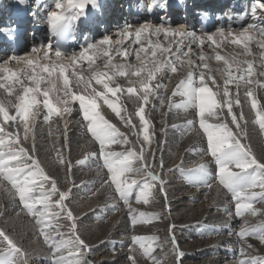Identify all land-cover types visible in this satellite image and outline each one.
<instances>
[{"label": "snow or ice", "instance_id": "6c2138e0", "mask_svg": "<svg viewBox=\"0 0 264 264\" xmlns=\"http://www.w3.org/2000/svg\"><path fill=\"white\" fill-rule=\"evenodd\" d=\"M19 2L23 3L24 0ZM155 2L156 0H153V3ZM54 3L56 10L50 11L47 23L55 33L64 31L71 21L83 16L86 5L95 7L96 0H67L66 4L63 0H54ZM73 8H78L79 12L70 17L66 15ZM257 8L264 9V0H256L253 4L254 18ZM161 35L168 41L166 46L162 45L159 39H150L153 36L159 38ZM177 35L179 34L163 25L154 26L147 22L139 25L126 24L118 33L120 39L113 42L109 37H105L96 43H87L78 54L64 55L49 44L33 46L25 56L12 55L0 61V89L6 94L0 96V182L7 185L0 184V187L14 206H19L25 215L33 218L38 235L49 250L48 256L45 257L46 264H93L87 257L92 255L94 249L80 235V221L69 205L72 199L71 189H60V181L51 175L40 159L36 120L41 112V125L50 126L54 117L63 120L64 128L60 132L63 137V144L60 145L62 149L70 144L69 122L66 117H71L73 111H77L80 117L77 121L78 127L83 129L84 135L88 136L91 142L98 145V149L88 153L86 158H95L97 168L106 170L101 187L107 184L114 188L128 209L132 227L138 223L163 219L162 216L148 215L131 208L130 194L134 188L139 189L135 196L136 203H149V198H155L154 190H158L165 206L169 203L163 157L160 156L157 161L161 142L154 139L155 128L151 113L167 110L161 111L164 117L161 135L165 138L163 142L167 143V113L174 109L183 110L184 113L190 112L191 117L182 125V135L196 131L206 141L205 149L193 151H196L201 161L204 155L212 157L216 164L215 176L211 179L207 177V164L204 162L185 167L181 161L176 170L182 176H188L195 188H211L215 182L231 194L235 202L234 216L241 218L242 226L239 233H233L230 224L226 227L229 229V235L235 234L243 241L241 256L247 255V248L252 247L247 243L249 236L264 243V221L253 226L244 219L245 214L264 216V211H258L254 207L255 203H264V152L257 155L250 143H244L250 137L241 96L238 94L241 88L245 89L244 96L251 101V109L256 113L254 123L259 126L260 132L264 133V108L258 105L256 99V89H264V81L258 78L264 77V51L260 53L257 70L254 66L256 58L250 47V44L255 42L259 49L264 50V28L249 25L233 32L230 27L226 32L221 30L217 34L207 35V41L216 48L227 42L243 50L240 56L227 58L216 54L215 60L223 63V70L212 69L207 62L210 58L206 57L203 51L196 54L200 63L189 57L192 45H204L205 40L202 37L189 32L183 34L182 39H168ZM126 40H131V43L124 47ZM50 51L55 59L50 58ZM37 56L43 57L48 63L40 64L34 59ZM117 56L122 59L114 62ZM130 56L135 57V62L129 61ZM185 57L189 58L184 59ZM61 58L71 59L73 65H63ZM97 60L102 61L101 66H95ZM78 61H87L91 72L88 77L76 73L74 66H79ZM12 62L23 63L26 69L31 71H13ZM178 65L186 66L187 70L181 73ZM70 67H73L72 74L76 76L77 87L83 83L87 95L73 92L72 81L67 74ZM57 73V79H62V89H57L56 84L44 75L52 77ZM169 73L177 74L176 83L171 88L163 83L164 80L173 79ZM216 73H219L223 86L222 90L218 86L213 91L208 81L216 85ZM119 78L127 79L126 88L118 83ZM25 80L29 83L25 84ZM93 80L102 86V91L92 87ZM232 86L237 90L235 95L231 91ZM58 91L63 92V98L56 96L54 102L53 94ZM124 93L129 97L136 96L140 101L134 112H128L116 99ZM13 96L14 99H9ZM174 97H179L180 103H176ZM157 100L158 105L153 103ZM99 101H103L115 114L127 132L122 131L120 126L102 112ZM76 102L78 109L73 107ZM149 105L151 106L147 107L146 111V106ZM209 117L214 118L215 122H208ZM5 125H12L16 129L22 125V132L12 131ZM171 128L176 129L177 125L172 124ZM29 139L30 145L27 143ZM58 139L59 137L54 138L53 150H56L55 140ZM114 145L121 146L124 150H114ZM57 157L54 163L64 167L67 178L72 165L64 159L62 151H57ZM77 163L83 165L85 160L81 159ZM157 167L160 168L159 174L156 172ZM171 171L169 169V172ZM130 175L139 176L141 179H130ZM72 183L75 184L74 181ZM37 191L40 193L39 197L34 195ZM118 210L117 205L113 204L112 211ZM225 211L230 217L233 215L227 209ZM61 220L68 222L67 232L62 230L64 225L60 224ZM173 230L174 225L169 231ZM131 240L133 248L129 249L130 264H138L134 255L137 247L151 264H162L168 256L173 258V264H183L184 253L174 235H169L164 241L157 237L138 235H133ZM165 244L171 247L165 250ZM156 247L166 251V255L155 256L153 253ZM0 264H28L27 251L3 229H0ZM237 264H264V259H241Z\"/></svg>", "mask_w": 264, "mask_h": 264}, {"label": "bare ground", "instance_id": "6f19581e", "mask_svg": "<svg viewBox=\"0 0 264 264\" xmlns=\"http://www.w3.org/2000/svg\"><path fill=\"white\" fill-rule=\"evenodd\" d=\"M10 1V2H9ZM7 3H3L0 6V24L3 22L5 15L8 14L9 8L13 5V2H17L19 0H9ZM27 2V5L31 3L32 0H24V2ZM153 1V0H152ZM159 0H156L154 4H157ZM23 2V3H24ZM63 2L66 4L67 0H63ZM74 2H78V0H74ZM245 2L249 6H253V4L256 2V0H245ZM176 1H173L172 4H176ZM106 4L105 10H104V15L101 20V28L102 30L97 31L99 37L90 42V43H96L99 40L109 37L113 42L117 39H120L118 36L119 31L126 25L128 24L125 22L126 18L123 16L124 10L122 9V3L120 0H111V2H106L103 3ZM93 8L91 4L86 5V10ZM79 10L78 8H75ZM2 10V12H1ZM55 7L52 11H55ZM226 11L230 10L229 7L225 8ZM4 11V12H3ZM72 10L68 11L66 15L71 13ZM222 12V11H219ZM227 13V12H226ZM257 18L258 22L261 23L262 25L264 24V9H259L257 8ZM181 21L178 20L176 23L171 26V25H166L164 24L161 19H157L147 22L150 25L154 26H165L166 28L171 29L174 33H177L179 35L175 37H169V40L173 39H182L183 34L186 33H194L195 35L202 37L205 40L204 45L200 46L198 44L192 45V52L189 53V57L194 59L196 63H200L198 60L196 54L199 53L200 51H203L206 57H209L210 59L207 60L209 63L210 67L212 69H221L223 70V63L222 62H217L215 60V55L220 54L222 56L230 57V56H240L242 54V48L237 47L235 45H232L230 43H223L219 48H216L214 44L211 42L207 41L206 37L209 34H217L221 30L227 31L229 25H226L225 27H220L218 29H212L207 32H201L196 29L192 30H184V26ZM114 24H117L116 26ZM115 26V27H113ZM261 28V27H260ZM233 32L240 28H231ZM100 32V33H99ZM214 38H218L214 36ZM152 41H155L157 39L160 40L162 45H167L168 41L165 40L163 35H161L159 38L157 37H151L150 38ZM258 39V37H257ZM131 43V40H126L124 47H127L128 44ZM133 47H138L136 45H133ZM173 51H175V45L173 44ZM250 47L253 49L254 56L256 58L255 62V68L259 70V56L261 50L259 49L255 42L250 44ZM215 49V51L213 50ZM30 49L25 48L22 52L19 53L17 56H25L29 53ZM82 51V50H81ZM187 51V49H185ZM80 52V51H79ZM78 54V53H77ZM91 54V53H90ZM189 57H185L184 59H188ZM50 58L55 59L54 55H52L50 51ZM35 60H38L40 64H45L48 63L47 60H44L40 58L39 56L34 57ZM121 57L117 56L114 62L121 61ZM129 61L135 62V57L130 56ZM63 65H73V61L69 58H61L60 61ZM15 62H12L11 67L13 68V71H16L18 73H23L25 71L30 72L31 69H26V66L21 63V64H13ZM78 67H75V71L77 74H83L85 77H88L91 72L88 68V63L87 61H78ZM102 61L97 60L95 66H101ZM178 68H180V72L183 73L187 70L186 66H180L178 65ZM73 67H70L68 69V75L70 80L72 81V89L73 92H76L78 94H83L87 95V91L84 88L83 83H80L79 86L77 87V80L76 76L73 74ZM45 77L49 80H51L53 83L56 84L57 89H62L63 83L62 79H57L58 73L53 75L52 77H47V74H44ZM168 75L173 76V79L171 81L169 80H164L163 83L168 84L169 88L172 87L173 84L176 83V78L177 74H172L169 73ZM256 78V77H254ZM261 81H264V77H258ZM216 79H217V84L213 85L211 81H208L209 87L213 89V91L216 90V88L219 86L222 90L223 86V81L219 77V73H216ZM25 84H28V81H24ZM118 83L126 88L128 86L127 84V79L126 78H119ZM45 85H42L44 87ZM50 86V85H49ZM92 87L96 88L98 91H102V86L97 85L95 81H92ZM139 87V85H137ZM19 89V85H17V90ZM90 91V89L88 90ZM231 91L233 94H237V90L235 89L234 86L231 87ZM245 89L241 88L239 90V95L241 96V103L243 105V113L245 115L246 121H247V131L249 134L250 139L245 140L244 143H250L252 146V149L256 152L257 155H261L262 152H264V142H263V134L259 130V127H255L251 123H254L256 120V113L254 110H250L251 108V101L248 100L244 96ZM6 94L3 93V90L0 89V96H5ZM56 96H59L63 98V92L58 91L53 94V100L55 102ZM9 99H14L13 97H9ZM43 98L41 97V100ZM116 99L120 101V103L124 106V108L127 109L128 112H131L132 109H135L137 105L140 103L138 98L136 96L129 97L126 93L123 95H119ZM176 103H180V98L179 97H174L173 98ZM256 99L257 103L261 108H264V89L257 88L256 89ZM101 105L102 112L107 115L109 119L112 120V122L116 123L118 126L121 127L122 131L127 132V129L123 127V125L120 123V121L115 117V114L111 112L110 109L105 108L102 101L98 102ZM155 104H159V101H153ZM146 106V111L147 107ZM74 109H78V102H76L73 105ZM235 109V108H234ZM236 111H239L238 109H235ZM161 111L167 112V110H157L153 113H151V120L152 124L155 128V136L154 139L157 141H160V148L161 151L157 153V161L159 160V157L162 156L164 160V179L168 182L167 183V195H168V205L165 206L164 201L162 197L159 195L158 190H154L156 192L155 198H150L156 200L154 205L151 207V209H148L147 205L144 203H132L131 208L133 210H136L138 212H143L148 215H158L162 216L164 223L157 222L156 224L149 225V232H143L140 236L141 237H157L160 241L166 240V238L169 235H174L178 246L180 250L184 253L183 256V264H192L189 260L193 258H197L198 256H201L203 254H209L211 251H213V245L219 246L221 248L223 245V250L219 251L220 255H217L215 258L211 257L209 258L208 261L211 260L212 264H220L219 258H227L228 255L231 256V260L229 263L225 264H237V261L241 259H251L253 257H259L261 259H264V246L261 247L258 244H264L259 241V239H254V237L249 236L247 238V243L252 245L251 248H247V255L241 256L240 253V248L244 246L243 241L239 240L237 235H229V229L226 227L227 224L231 225V231L234 233L236 232L235 229H233V224L236 223V220L233 218V216H229L226 214L225 209L228 210V212L234 211L235 205L230 204L228 202V197L220 192V189L215 188H209L210 190L207 192L208 197L206 196V200H208L207 203V208L212 207L215 212L209 213V210L204 208L201 211H198L197 206L195 207V202L198 199V194L195 192L192 194V189H189L191 187V182L188 180H181L180 178L183 177L179 172H176L175 169L177 168V165L183 161V164L185 167H191L194 163H199V162H205L207 164V168H212L214 164L208 159V155L203 156V160L201 161L200 157L196 154L195 150H203L206 148V141L201 137V135H196L194 132L190 134H185L182 135V125L184 124L185 120L191 117V113H184L183 110H173L172 112H168L166 119H167V124L169 126V131L167 135V143H164V137L161 135V129L164 127V117L161 115ZM179 111V114L177 112ZM14 112V110H13ZM224 117L222 116L221 119ZM69 122V136H70V144L67 146H64L62 149L60 148V145L63 144V137L60 135V132L63 131L64 128V123L63 120H60L59 118H53L51 125H41V121L43 120V112L40 113V115L37 117L36 124H37V147L40 149V159L42 160L43 166L51 173L52 176H55L58 178L60 181L59 187L60 189H75L78 192L77 196H85L84 194H89V190L87 192H84L85 189L89 187V184H96L101 186V182L104 177V171H101L97 168L96 166V159L92 158L89 159L88 167H83L79 164H76V160L82 156L85 155L87 157L88 153L96 151L98 149V145L91 142L88 136H85L83 133V129H80L78 127L77 121L80 119L77 111H73L71 117H66ZM208 122L212 123L215 122L214 118L209 117ZM175 124L177 125L176 129H172L171 125ZM6 128H9L12 131H21L22 132V125L20 126L19 129H16L12 125H5ZM257 128V129H256ZM51 133L52 135H50ZM195 134V135H194ZM59 137L58 140H55V148L56 150H53L54 148V138ZM29 145L31 143V140L27 142ZM156 147V144H153V148ZM114 150L118 151H123V147L121 146H113ZM5 150H7V145L5 146ZM57 151H62L63 152V157L66 161H69L72 165L70 172L67 175L65 174V169L63 166L57 165L54 162L58 159L57 157ZM210 156V155H209ZM88 160V159H87ZM209 161V162H208ZM92 167V168H91ZM169 169L172 171L169 172ZM157 174L160 172V168H156ZM177 173V174H175ZM208 175V174H207ZM130 179H141L139 176L136 175H130ZM72 181L75 182V185H73ZM0 184H3L0 182ZM4 186H7L6 184H3ZM218 186V185H216ZM85 188V189H84ZM89 189V188H88ZM189 191H186L188 190ZM198 191L202 192L204 188H196ZM208 189V188H207ZM2 190V189H0ZM71 191L72 194H76V191ZM176 190L182 191L180 195H176ZM91 191V190H90ZM206 192V191H205ZM38 194V197L40 196L39 191L35 192ZM112 197L117 198L118 194L115 192L114 188L111 189ZM184 195V196H181ZM192 196V197H191ZM73 197V195H72ZM182 197L186 198H192L193 200L185 201ZM85 198V197H84ZM113 198L114 200H109L106 205L104 202L106 199H104V202H98L96 204L94 203H85V206H87L86 211H96V218L98 219L97 224L98 226L90 225L87 227L90 231H86L84 234L85 240H90L88 243L92 246L94 251L92 254H96L98 252H102V248L106 249V235L108 229H114L115 233L117 234L118 241L122 243L126 242L127 239H130V237L135 234V232L141 233L142 231H136V227L130 226L129 222V216L127 212V207H125L124 203L119 202L117 199ZM111 199V198H110ZM70 204V203H69ZM115 204L117 205L118 209H120L119 212L114 213V216H111L110 218H114V224L108 225L107 227L103 229H99V225L101 226L103 224L102 218H107L108 214L112 213V205ZM123 205V207H121ZM201 206V205H200ZM75 215H77L80 224H83V222H87L85 213L86 211L83 210L84 206L79 205V207H73L70 206ZM205 207V206H204ZM199 208V207H198ZM258 211H264V206L263 208H258ZM13 213L14 217H11L8 214ZM107 214V215H106ZM193 214H198L199 219H201L202 226H206L203 229L198 230L199 234L201 235L199 238L193 240L192 242L193 245L190 247H182L181 244L179 243L178 236L182 234H190L191 232L189 231V228L191 226H195V221L193 220ZM193 215V216H192ZM16 216V217H15ZM28 218V219H27ZM31 218V219H30ZM17 220L15 225H11V223H8L9 220ZM100 219V220H99ZM215 219V220H213ZM157 220V219H156ZM160 220V219H159ZM215 221L216 224L209 226L207 222ZM21 221H23L22 229H31L32 235L35 236V239L40 241V244L42 246V253L45 256H48V248L47 246L43 243L42 237L38 235V230L37 227L34 223V220L32 217L25 215L19 206H14L13 203L7 198L6 193H2L0 191V229L5 230L8 232V230L17 227ZM108 221V220H106ZM264 221V216H253L252 218L249 219V225H257L259 222ZM105 222V221H104ZM199 222V223H201ZM28 224V225H27ZM60 224L64 225L65 221L61 220ZM17 225V226H16ZM174 225V230L172 232L169 231L170 227ZM145 226V225H144ZM147 226V225H146ZM139 227V226H138ZM143 227V226H142ZM208 227V228H207ZM18 228H21V226H18ZM67 226H64L62 228L63 231H66ZM98 229V230H97ZM216 229L223 231L224 229H227L228 232L225 233L224 235H219L220 231H216ZM97 230L98 234L97 237L94 234V231ZM191 230V229H190ZM96 232V231H95ZM14 233V232H13ZM9 233L16 242L25 250H27V247L25 243H21L22 241L25 240V236L15 233ZM192 234V233H191ZM34 239V240H35ZM219 240V241H218ZM171 246L168 244L164 245V249L167 250ZM219 248L215 247L214 250H219ZM156 250L158 252L155 254L157 257H163L166 255V251H162L160 247H156ZM41 252V251H39ZM39 254V253H38ZM38 254H35V258L37 259L40 256H37ZM119 256L124 257L125 253L121 251L119 253ZM154 254V253H153ZM34 258V259H35ZM199 258V257H198ZM33 259V260H34ZM107 258H105L106 260ZM32 260L31 258L28 259V261ZM110 260L107 259V261ZM29 263V262H28ZM104 263V262H103ZM46 264V262H45ZM147 264H151V262H147ZM162 264H173V258L171 256H168L166 259L162 261Z\"/></svg>", "mask_w": 264, "mask_h": 264}, {"label": "rangeland", "instance_id": "374dc122", "mask_svg": "<svg viewBox=\"0 0 264 264\" xmlns=\"http://www.w3.org/2000/svg\"><path fill=\"white\" fill-rule=\"evenodd\" d=\"M7 1H9V0H0V6L4 3H7ZM99 0H96V2H98ZM10 2V1H9ZM18 2V1H17ZM159 2H161L160 3V5H163V4H165L166 3V0H159ZM72 10V12H74V10H75V8H73V9H71ZM262 28H264V26L262 27ZM76 53H79L78 51L76 52ZM22 56V55H21ZM40 58H42L43 59V57H40ZM13 64H15V63H13ZM102 103H103V101H102ZM104 105V104H103ZM104 107L105 108H107V106L106 105H104ZM135 109H136V107H135ZM135 109H132V111L131 112H134L135 111ZM235 110V109H234ZM250 110H252L251 108H250ZM226 111V110H225ZM13 114H14V112H13ZM137 119V121H138V118H136ZM228 119H230V117L228 118ZM252 125H254L255 127H259L257 124H255V123H251ZM257 129V128H256ZM194 133L196 132V131H193ZM196 135H198V133L196 132L195 133ZM194 134V135H195ZM263 142H264V134H263ZM264 144V143H263ZM81 159H84L85 160V163L83 164V165H81V164H79V165H81V166H83V167H88V165H89V163H88V161H89V159L87 160V158H86V156L85 155H82V156H80L77 160H76V164H78L77 163V161H79V160H81ZM208 159L214 164V166H213V169L212 168H207L206 169V175H207V177L209 178V179H211V178H214V176H215V171H216V164H215V162L213 161V159H212V157L211 156H209L208 155ZM209 162V161H208ZM205 163V162H204ZM92 168V167H91ZM175 171L176 172H179V171H177L176 169H175ZM249 171H251V170H249ZM180 173V172H179ZM175 174H177V173H175ZM181 174V173H180ZM181 180H186V181H190V178L188 177V176H183V177H181L180 178ZM140 180V179H139ZM191 182V181H190ZM1 183H3V184H6L5 182H1ZM75 185V184H74ZM213 185H214V187L215 188H218V189H220V192L224 195H226L227 197H228V202L230 203V204H233V205H235V202L233 201V199H232V196H231V194L230 193H228L225 189H223L221 186H219L217 183H215V182H213ZM213 185H212V187L211 188H214L213 187ZM216 185H218V186H216ZM89 188V189H88ZM87 189H85V191L84 192H87L88 190H89V194H84L85 196H77L78 195V192L75 190V189H71V191H76L77 193L74 195V194H72L73 195V197H72V199H71V201L69 202L70 204V206H73V207H79V205H81V206H84L83 207V210H85L86 211V209H87V206H85V203L87 204V203H94V204H96V203H98V202H104V199H106V201L104 202V204L106 203V205H108V201L109 200H114L113 198H115V197H112L113 195H112V193H111V189L113 188V187H110V186H108L107 184H104V186L103 187H101L100 185H96V184H89V187H88ZM193 188V190H192V194H194L195 192H197V193H199L198 194V199H197V201L195 202V207L197 206V209H199V210H197V212L198 211H201L202 209H206L207 208V203H208V200H206V196L208 197V195H207V192L211 189H206V188H204V190L202 191V192H200V191H198L195 187H193V186H191V187H189V189H192ZM0 189H2V190H0L2 193H5L4 191H3V188L2 187H0ZM189 189L188 190H186V191H189ZM91 190V191H90ZM138 191H139V189H137V188H134L133 189V191H132V193L130 194L131 195V198H132V203L134 202L135 203V196L138 194ZM206 191V192H205ZM257 191H258V189H257ZM181 192L182 191H179V190H176V195H180L181 194ZM34 195H36L37 197H38V194L37 193H34ZM181 196H184V195H181ZM85 197V198H84ZM192 197V196H191ZM111 198V199H110ZM118 198V199H117ZM117 198H115V199H117L119 202H123L122 200H120L119 199V197H117ZM183 199H185L184 197H182ZM54 200H55V197L53 198ZM189 200H193L192 198H186L185 199V201H186V203H187V201H189ZM156 200H154V199H150L149 198V203H147L146 205H147V207H148V209H151V207L155 204L154 202H155ZM139 204H141V203H139ZM201 205V206H200ZM205 206V207H204ZM263 206H264V203H255L254 204V207L256 208V209H258V208H263ZM121 207H123V205H121ZM199 207V208H198ZM207 210V212H208V210H209V213H213V212H215V210L212 208V207H208V209H206ZM120 211V209L118 210V211H115V212H112V213H110V214H108V216H107V218H102V222H103V224L100 226L99 225V229L101 228V229H103V228H105V227H107L109 224L111 225H113L114 224V222L116 221H114V218H110L111 216H114V213H116V212H119ZM127 212H128V210H127ZM232 213H233V218L236 220V223L235 224H233V229H235V231L236 232H234V233H239L240 232V230H241V226H242V220H241V218H239V217H235L234 216V211L232 210ZM96 214H97V212L96 211H94V212H92V211H86V213H85V216H86V220L88 221V223L87 222H83V224H80V226H79V232H80V235L83 237V239L85 240V238H84V234H85V232L86 231H90L87 227H89L90 225H94V226H98V225H96L97 224V222L96 221H98V219L96 218ZM8 215H10L11 217H9V219L10 218H13L14 217V215H13V213H9ZM107 215V214H106ZM194 215V216H193ZM192 216H193V220L195 221V226H191L190 228H189V231L192 233H190V234H182L181 233V235L180 236H178V240H179V243L181 244V246L182 247H190L191 245H193L192 244V242H194L193 240H195V239H197V238H199L201 235L199 234V231L198 230H200V229H203L204 227H206V226H202V222H201V219H199V216H198V214H193ZM77 216V215H76ZM16 217V216H15ZM253 216H251V215H248V214H245V216H244V219H246L248 222H249V219L250 218H252ZM28 219V218H27ZM31 219V218H30ZM100 220V219H99ZM106 220H108V221H106ZM213 220H215V219H213ZM211 221V222H207V224H209V226H212V225H214V224H216L215 223V221ZM16 219L15 220H9L8 221V223H11V225L13 226V225H15L14 223H16ZM105 221V222H104ZM164 221L165 220H163V219H155V220H153V221H151V222H148V223H143V224H140V223H138L136 226V231H142L141 233H138V232H135V234H133V235H138V236H140L143 232H149V225H152V224H156L157 222H160V223H164ZM199 222H201V223H199ZM21 226V228H18V226ZM16 226L17 227H14V228H12V229H10V230H8V233H15V231H16V233H18V234H21L22 236L24 235L25 236V240L24 241H22L21 243H25V245H26V247H27V253H28V259H32V260H30V261H28L29 263L28 264H45V262H46V260H45V255L42 253V246H41V244H40V241L39 240H37V239H35V236L34 235H32V233H31V229H22V225H23V221H21L19 224H17ZM28 225V224H27ZM68 225V222L67 221H65V224H64V226H67ZM145 225V226H144ZM147 225V226H146ZM139 226V227H138ZM143 226V227H142ZM208 228V227H207ZM191 229V230H190ZM68 230V228H66V231ZM98 230V229H97ZM97 230H95L94 231V234L93 235H95L96 237H97V235H99L98 234V232H97ZM115 230L114 229H108V231H107V237H106V249H104V248H102V252L100 253V252H98V253H96V254H92L91 256H89V257H87L88 259H90V260H92L93 261V264H130V262H129V259H128V257H129V249H131V248H133V244H132V240H131V237L133 236H131L130 237V239H127V241L126 242H124V243H122V245H120V243L121 242H119L118 241V237H117V234L114 232ZM216 231H220V230H218V229H216ZM228 232V230L227 229H224L223 231H220V233H219V235H224L225 233H227ZM13 233V234H14ZM35 239V240H34ZM255 239V238H254ZM91 240V239H90ZM90 240H87V242L88 241H90ZM219 241V240H218ZM259 246L261 245V247H263L264 246V244H258ZM220 246H222L223 247V245H220ZM213 247V251H211V253H209V254H203V255H201V256H198L197 258H193V259H191V260H189L192 264H212V262H211V260L210 261H208L209 260V258H211V257H216L217 255H220V253H219V251L221 250H223V248L221 247V248H219V246H216V245H213L212 246ZM215 247H217V248H219V250H214V248ZM39 251H41V252H39ZM121 251H123L124 253H125V255H124V257H122V256H119L120 254L119 253H121ZM158 252V250H156V252H154V255L156 254ZM39 253V254H38ZM35 254H38L37 256H40V257H38L37 259L35 258ZM134 255H135V257H136V259H137V261H138V264H147V262H149L150 260H148L147 258H145L143 255H142V253H141V250L137 247L136 248V250H135V252H134ZM35 258V259H34ZM105 258H107V259H109L110 258V260H108L107 261V259L105 260ZM34 259V260H33ZM219 260H220V264H225V263H229L230 261H232L231 260V256L230 255H228L227 256V258H219ZM104 262V263H103ZM151 262V261H150Z\"/></svg>", "mask_w": 264, "mask_h": 264}]
</instances>
